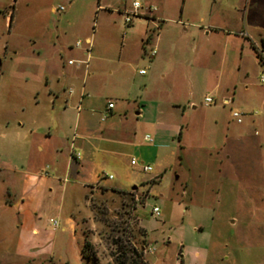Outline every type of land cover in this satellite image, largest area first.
<instances>
[{
	"label": "rangeland",
	"instance_id": "obj_1",
	"mask_svg": "<svg viewBox=\"0 0 264 264\" xmlns=\"http://www.w3.org/2000/svg\"><path fill=\"white\" fill-rule=\"evenodd\" d=\"M0 1V126L8 110L6 95L13 97V104L9 106L17 110L21 100L13 94L18 93L17 87L23 85L12 76L16 67L9 61L13 58L11 51L7 50L2 55L7 36H13L12 39H16L19 47H25L24 53L28 54L43 29L55 31L58 27L66 32L65 44L72 47L71 51L63 52L64 59L72 63L78 59L80 50L86 47L85 35L90 36L93 43L100 42L103 47L109 45L110 50L113 46L125 45L121 60L117 59V52L107 51L110 55L107 57H112L114 62L103 66L102 75L108 82L101 90L102 96L95 101L99 105L106 104L108 100L115 101L113 86L125 75L131 77L133 74L138 82L153 75L152 88L164 87L167 79H161L150 69L153 59L158 56L157 48L152 42L141 47L140 41L144 39L141 31L145 25L143 20L134 18L132 25L126 28L124 17L113 10V15L108 16L103 26L100 24L103 15L94 23L93 12L99 0ZM121 1L126 7L131 3V0H100V5L116 9ZM139 2L143 7L153 6L161 11L165 28L168 29L164 33L165 38L180 37L182 44L184 39L193 36L189 27L192 19L200 12H206L212 1ZM59 7L63 10L59 11ZM180 10L184 13L182 17ZM6 18L11 19L10 26H5ZM183 27L187 29L186 33L182 31ZM148 34H152L151 38L154 36L152 32ZM77 41L81 43L79 49L74 47ZM154 48L155 57L148 58L147 54ZM184 49L180 51V54L183 53L180 56L191 60V46L185 45ZM139 70H143L145 75H137ZM261 77H264V71L250 77L248 92H244L239 83L228 93H224L223 89L222 92L209 93L207 79L200 76H192L191 84H180V105L186 107L185 118L198 123L195 133L191 135L194 150L191 158L196 166L195 175H191L197 187L195 203H190L185 197L179 199L178 186L182 176L178 180L176 177L181 175L182 169H178L176 164L167 165L164 172L153 167L152 171L143 173L130 165L132 159L139 161L135 155L117 159L106 154L98 155L99 166L85 171L82 180L85 185L99 182L103 186L120 187L127 192L113 193L97 188L86 191L78 185L74 198L68 199L58 189L43 204L38 228L44 231L45 237L40 239V236L29 232L21 237L16 216L20 203V189L16 183L19 175L1 171L0 264H116L117 247L114 244L120 242L121 250L127 248L126 245L134 250L141 248L142 259L147 264H264V103L260 105V101H264V83L260 82ZM8 87L15 88V91L7 94ZM190 89L194 95L191 101L198 106L195 111L187 109L188 102L185 101ZM206 95L213 101L207 108L201 105ZM222 97L229 104L225 105ZM22 98H25L26 104L31 103L29 92ZM214 108L212 113L211 109ZM232 112L242 115L241 124L235 123ZM94 119L98 120L99 116L95 115ZM213 119L229 123L230 133L241 129L247 132V143L238 147L226 146L228 159L226 154L223 156L225 151L219 150L221 126L212 124ZM201 121H204V125ZM253 128H256V133ZM74 133L77 132L73 129L72 120L59 132L60 143L68 140L69 144ZM27 148L18 139H0V167L9 166L21 171L22 153ZM166 159L168 161V155ZM144 165L152 167L150 163ZM61 167H64L63 161ZM9 176L16 181L7 195ZM133 187L136 190L131 191ZM176 189L178 197L175 195ZM85 191L87 202L83 198ZM6 200L11 206L5 205ZM153 207L159 210L158 217L152 215ZM50 220L57 222L56 229H52ZM84 240L90 242L96 261L90 256L82 258ZM26 241L35 244L32 248H26Z\"/></svg>",
	"mask_w": 264,
	"mask_h": 264
},
{
	"label": "crops",
	"instance_id": "obj_2",
	"mask_svg": "<svg viewBox=\"0 0 264 264\" xmlns=\"http://www.w3.org/2000/svg\"><path fill=\"white\" fill-rule=\"evenodd\" d=\"M211 1L206 12H200L192 19L189 27L193 36L184 39L182 44L180 37L165 38L164 33L168 29L158 9L153 16L137 18L145 22L141 29L144 34L141 47L152 42L158 50L150 69L167 81L164 87L153 89V75L142 78L141 82L133 74L131 77L125 75L113 86L115 101L108 100L104 105L95 101L102 96L101 90L108 82L102 75L103 66L113 61L112 57H107L110 56L107 51L117 52V59L121 60L125 45L113 46L110 50L109 45L103 47L100 42L93 43L92 38L85 35L86 47L80 50L78 59L72 63L64 59L63 52L71 51L72 47L65 44L66 32L58 27L55 31L43 29L28 54L24 53L25 47H19L16 39H12L13 36H7L2 55L7 50L11 51L13 58L9 61L16 67L12 76L23 85L17 87L18 93L13 94L21 100L17 110L9 106L13 104V97L6 95L8 110L0 126V139H18L28 148L22 153L21 171L7 166L0 167V172L7 170L19 175L18 182L9 176V187L6 188L9 195L14 182L19 185L20 203L16 210L19 236L23 237L29 232L40 236V239L45 237L44 231L38 228L43 204L58 189L68 199L74 198L78 185L86 191L97 188L116 193L127 192L120 187L103 186L99 182L85 185L82 181L85 171L99 166L98 155L106 154L116 159L135 155L139 160H135V167L141 172L140 165L144 163L152 164L151 171L154 167L159 172H164L169 164H176L178 169H182L181 175L176 177L178 180L182 176L178 186L179 199L188 198L190 203L197 201L195 178L191 176L195 175L196 169L191 158L194 151L191 135L195 133L198 123L185 118L186 107L180 105V84H191L192 76H200L207 79L209 93L222 92V89L228 93L239 83L242 90L248 92L250 77L264 71V0ZM1 5L0 1V8ZM122 7H125V3L121 1L117 8ZM113 10L109 5H100L99 0L93 12L94 23L103 15L100 20L103 26L108 16L113 15ZM183 15V10H180V16ZM11 23L10 19H5V26ZM182 31L186 33L187 29L183 27ZM148 32L154 33V36L151 38L152 34ZM77 42L75 49L80 48L81 43L76 46ZM185 45L191 46V60L180 56ZM139 71L137 75H140ZM108 73L111 74V71ZM28 85L31 87L27 88ZM14 89L8 87L6 93H13ZM27 92L31 98L29 104L22 98ZM187 94V109L197 110V104L191 101L193 91L190 89ZM108 103H112L113 108L108 109ZM223 103L229 104L225 98ZM263 103L262 99L260 105ZM201 105L205 107L203 100ZM214 111L215 108L211 109L212 113ZM95 115L99 116L98 120L94 119ZM72 120L77 133L72 135L69 144L68 140L60 143L59 132ZM211 123L221 126L219 150H227L229 144L238 147L247 143V132L242 129L230 133L229 123L221 119H213ZM201 124L204 125V121ZM253 132L256 133V128H253ZM145 136L150 137L151 142L146 141ZM70 150L79 153V158H71ZM226 153L229 154L225 151L223 156ZM227 154L226 159L229 158ZM133 190L136 189L133 187ZM86 191L83 195L85 202ZM175 195L179 196L177 189ZM9 204L6 200L5 205L9 207ZM34 244L30 241L25 243L26 248H32Z\"/></svg>",
	"mask_w": 264,
	"mask_h": 264
},
{
	"label": "built area",
	"instance_id": "obj_3",
	"mask_svg": "<svg viewBox=\"0 0 264 264\" xmlns=\"http://www.w3.org/2000/svg\"><path fill=\"white\" fill-rule=\"evenodd\" d=\"M58 10L62 11L63 8L59 7ZM115 11H116V13L121 14L124 17V26L126 28H128L132 25V20L134 18H139L141 16H153L154 12L156 11V8L153 6L143 7L141 5V3L139 2V0H131V3L129 4L128 7L125 6L122 8H116ZM78 45H79V42H77L76 46H78ZM155 55H156L155 49H152L147 54L148 58H154ZM139 74L144 75V71L143 70L139 71ZM260 82H264V77L260 78ZM212 103H213V101L209 96H205L203 98V105L205 107H209ZM107 107H108V109H111V108H113V104L108 103ZM241 116L242 115L240 113H237V112H232V114H231L232 119H234L237 124H241ZM103 119H104V117H103ZM73 138H74V136H73ZM144 139L148 142H151V138L148 136H145ZM70 156H71V158H73V157L79 158V153H74L72 150H70ZM130 164L132 166L137 165V163L134 159H132L130 161ZM140 167H141L143 172H150L151 171V168L149 166L141 164ZM109 178H111V177H109ZM151 213L154 217L159 216V210L155 207L152 209ZM50 223H51L52 229L57 228V222L56 221L50 220Z\"/></svg>",
	"mask_w": 264,
	"mask_h": 264
},
{
	"label": "trees",
	"instance_id": "obj_4",
	"mask_svg": "<svg viewBox=\"0 0 264 264\" xmlns=\"http://www.w3.org/2000/svg\"><path fill=\"white\" fill-rule=\"evenodd\" d=\"M103 191L108 192V190H103ZM110 192L116 193L112 190ZM114 245L117 247V253L114 258L116 264H147L142 259L141 248H139V250H134L130 247V245H126L127 248L123 247L121 250L119 249V247L121 246V242L120 244L115 243ZM81 256L83 259H86V256L87 257L90 256L93 257L92 260L96 261V258L94 257V252L91 248V244L87 240H84L83 247L81 249Z\"/></svg>",
	"mask_w": 264,
	"mask_h": 264
}]
</instances>
